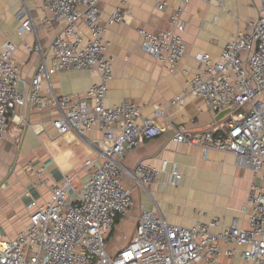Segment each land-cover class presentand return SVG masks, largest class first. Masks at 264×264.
Returning <instances> with one entry per match:
<instances>
[{"label":"built area","instance_id":"obj_1","mask_svg":"<svg viewBox=\"0 0 264 264\" xmlns=\"http://www.w3.org/2000/svg\"><path fill=\"white\" fill-rule=\"evenodd\" d=\"M191 0H182L188 4ZM211 3L212 0H201ZM226 0H217L219 7ZM259 16L250 19L224 45L217 60L208 52H198V70L187 80L183 94L171 105L182 106L187 95L202 96L216 112L229 110L216 129L191 131L185 123H174L161 105L153 115L143 116L141 107L125 101L107 106L108 84L113 77V57L108 54L105 33L110 25L122 23L128 15L123 3L110 13L106 23L99 22L102 0H45L47 15L37 24L24 3L17 18L16 33L34 35L24 48L40 57L36 75L23 81L16 51L19 44L7 38L0 48V144L16 118L19 107L36 111L54 109L52 119L56 136L74 133L85 139L99 130V140H89L95 154L85 161L88 180L80 190L73 187L72 176L53 187L50 198L27 204V224L13 239L0 237V264H211L220 257H241L243 264H264V0H259ZM159 2L157 7L163 9ZM180 8L172 17L173 28L154 33L139 29L143 48L164 67L175 71L186 54L181 35ZM85 19L90 36L85 37L79 22ZM62 22L51 42L52 65L38 37V25ZM89 69L99 76L84 97L56 96L52 88L43 90V81L62 70ZM163 118L166 127L158 124ZM171 129L176 143L199 145L205 153L218 150L233 153L238 165H247L261 179L250 195L252 209L246 227L237 223L212 232L218 219L197 220L191 227L170 224L158 211H143L130 241L117 253L106 245L116 222L134 206L132 190L123 182L121 159L124 155ZM44 167L37 173L41 175ZM167 170L140 162L129 172L137 185L146 188ZM181 178L178 165L170 171L169 181ZM76 191L75 198L70 192Z\"/></svg>","mask_w":264,"mask_h":264},{"label":"crops","instance_id":"obj_2","mask_svg":"<svg viewBox=\"0 0 264 264\" xmlns=\"http://www.w3.org/2000/svg\"><path fill=\"white\" fill-rule=\"evenodd\" d=\"M165 4L163 9L157 7ZM27 3L36 23L47 15L45 0H0V48L7 38L19 44L16 57L23 81L31 82L40 64V57L26 50L23 41L33 42L34 35L19 36L21 26L18 11ZM123 3L128 15L122 23L110 25L105 33L108 54L113 57V77L108 84L107 106L129 101L141 107L143 116L153 115L154 106L161 105L165 114L174 123H185L191 131L218 128L225 115L214 111L202 96L187 95L184 105H171V101L183 94L187 80L198 70L195 55L208 52L217 60L225 43L237 31L245 29L250 19L260 13L259 0H226L219 7L217 0L205 3L191 0L183 5L182 0H102L99 22L106 23L110 13ZM180 22L184 24L181 35L186 44V54L175 71L164 67L142 46L139 29L159 33L173 28L172 17L180 9ZM62 22H52L38 27V37L52 65L51 42L60 32ZM85 37L90 30L85 19L79 22ZM99 76L89 69L62 70L43 81L44 92L52 88L56 96L84 97ZM264 102V93L261 96ZM16 118L0 144V237L13 239L28 222L27 204L33 198L45 203L53 187L61 184L65 176L80 170L83 160L95 154L89 140H99L101 132L92 130L86 138L77 141L81 155L74 146L61 144L77 138L74 133L56 136L52 119L54 109L36 111L19 107ZM166 127L165 120L157 119ZM171 129L146 140L128 151L121 159L124 184L132 190L134 206L114 225L107 240V251L115 254L132 238L138 218L143 211H158L170 224L193 226L197 220L210 222L218 219L219 225L211 228L219 232L234 223L246 227L252 209L253 187L261 184L250 166L238 165L233 153L211 150L205 153L201 146L176 143ZM145 162L160 169L167 162V170L157 181L146 188L136 184L129 175L135 166ZM178 165L181 178L177 183L169 181L173 165ZM82 165V164H81ZM44 167L41 175L37 172ZM88 180L74 178V189L80 190ZM76 191L70 192L75 198ZM211 264H243L241 257H220Z\"/></svg>","mask_w":264,"mask_h":264},{"label":"rangeland","instance_id":"obj_3","mask_svg":"<svg viewBox=\"0 0 264 264\" xmlns=\"http://www.w3.org/2000/svg\"><path fill=\"white\" fill-rule=\"evenodd\" d=\"M80 138L77 137V138H74L73 140H69V141H62L61 144H65L67 146H74L76 151H77V154L81 155V160H83L85 158V155L83 153H81V149L79 148L78 144H77V141H79ZM85 161L86 160H83L80 164V170H78L77 172H75L72 177L74 178H83V177H86L87 173H88V170L87 168L85 167Z\"/></svg>","mask_w":264,"mask_h":264},{"label":"water","instance_id":"obj_4","mask_svg":"<svg viewBox=\"0 0 264 264\" xmlns=\"http://www.w3.org/2000/svg\"><path fill=\"white\" fill-rule=\"evenodd\" d=\"M228 112H229V110L222 111V112L220 113V115H221V116H224V115H226Z\"/></svg>","mask_w":264,"mask_h":264}]
</instances>
